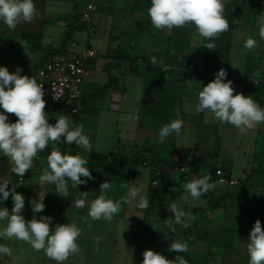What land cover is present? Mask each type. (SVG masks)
<instances>
[{
  "label": "crops",
  "instance_id": "1",
  "mask_svg": "<svg viewBox=\"0 0 264 264\" xmlns=\"http://www.w3.org/2000/svg\"><path fill=\"white\" fill-rule=\"evenodd\" d=\"M33 3L38 15L32 22L21 23L13 31L0 21V66L9 72L19 66L23 69L21 75L35 78V67L45 59V48L60 46L76 13L81 28L65 48L94 47L97 55L88 62L90 74L83 85L79 112H71L69 105H59L57 110L45 108L50 124L54 125L63 114L73 127L82 125L92 151L86 152L75 143L50 144L34 158L23 180L11 172L9 159L0 154V178L17 177L12 189L25 197L21 213L25 221L34 215L29 201L44 198V211L35 215L37 219L52 217L50 232L57 224H77L82 230L77 240L80 252L70 255L64 264H141L142 253L148 249L168 259L173 240L187 242L188 251L179 254L187 264H248L250 231L257 219L264 227V172L251 174L257 155L264 156V123L242 135L234 126L220 123L210 112L197 113L195 106L198 92L223 68L228 72L225 82H233L234 94L252 96L264 108V80L240 82L244 75L264 76V40L259 36L264 0H224V16L230 25L214 41L219 63L214 70L204 68L206 53L211 50L203 47L205 40L194 25L171 30L153 28L148 16L151 0ZM89 3L96 6L90 26L82 17ZM249 37L257 42L252 50L243 48ZM150 57H156L158 63L153 65ZM110 77L114 82L101 97L86 98ZM5 114L9 122L18 119L14 114ZM177 114L183 120L180 134L173 133L163 144L159 143V130ZM53 147L87 159L86 166L94 177L75 189L69 185L66 198L55 193L54 185L39 181ZM181 166L184 171L179 169ZM217 167L232 177L246 175L242 182L248 184L247 190L196 219V212L206 206V198L193 199L183 184L210 174V183L216 184L210 190L214 194L237 192L242 186L218 182L214 176ZM105 181L112 184L106 198L119 201L127 195L128 187L134 186L147 196L149 207L141 210L135 203L123 204L111 222L101 219L85 223L87 205L98 197L100 184ZM82 192H88L86 207L77 209L74 201L82 198ZM173 203L187 214L189 224L187 228L173 224L174 233L165 227V220L174 219L168 209ZM5 207L11 211V196L0 203V208ZM5 226L6 221H0V228ZM96 236L102 237L99 245L94 243ZM0 244L12 249L11 257L0 256V264H56L25 242L0 238Z\"/></svg>",
  "mask_w": 264,
  "mask_h": 264
},
{
  "label": "clouds",
  "instance_id": "2",
  "mask_svg": "<svg viewBox=\"0 0 264 264\" xmlns=\"http://www.w3.org/2000/svg\"><path fill=\"white\" fill-rule=\"evenodd\" d=\"M224 0H151L148 16L156 30H171L194 25L198 34L206 41L203 47L213 50L216 48L214 41L229 30L228 20L224 16ZM38 15L33 0H0V21L8 29L15 31L17 26L24 22H32ZM259 36L264 40V21L259 25ZM256 40L247 38L243 48L252 50L256 47ZM174 54V53H173ZM153 65L158 63L156 57H150ZM164 67L163 62H159ZM233 68H236L232 65ZM23 69L17 66L15 72H9L7 67L0 66V154L10 161L11 172L23 180L25 173L33 166L34 158L44 151L50 144L75 143L80 149L91 152L92 146L89 137L84 133L83 126H72L69 118L63 114L56 118V123L48 122L45 112L46 102L43 85L34 77L21 75ZM228 72L221 68L215 79L202 87L198 92V103L195 106L197 113L210 112L220 123H227L238 129L239 133L246 135L248 130L257 124L264 123V108L254 101L252 96L242 93L234 94L233 82H225ZM54 100L60 99L59 95L53 96ZM7 114H14L18 119L9 122ZM132 119L133 117H129ZM138 119V117H135ZM183 127V120L177 118L163 125L158 133V141L163 144L173 133L177 136ZM88 160L80 154L62 153L60 148L53 147L47 156V168L39 178L41 184L47 183L55 186V193L66 198L69 195V185L75 189L94 179L89 168ZM82 177L84 179H82ZM211 175L206 174L182 185V188L193 199H199L216 187L210 183ZM10 181L0 178V203L11 196L13 207L0 208V221H6V226L0 228V238L5 240L22 241L37 252L43 251L56 264H64L70 255L80 252L77 243L82 235V230L75 222L57 224L54 231L50 232L52 217L40 216L37 213L45 209L43 199L30 200L33 218L25 221L21 215L25 208V197L17 193L14 188H8ZM222 183V181H221ZM127 187V185H122ZM112 190L108 181L100 184V194L87 205V215L83 217L85 223L89 220L101 219L111 222L123 204H133L141 210L149 207V200L134 186L128 187L127 195L119 201L106 198V193ZM88 192H82V198H76L74 206L77 209L86 207ZM174 213V219L165 220V227L175 232L173 224L189 227L186 222L187 214L173 203L168 208ZM89 227L91 225L89 224ZM102 237L96 236L94 243L99 245ZM97 247V251H98ZM169 251L177 253L174 260L165 258L164 255L151 249L145 250L141 264H187V260L178 255L188 251L187 242H173L168 247ZM247 252L248 264H264V227L260 220H256L248 237ZM0 256H12V249L7 244H0Z\"/></svg>",
  "mask_w": 264,
  "mask_h": 264
},
{
  "label": "built area",
  "instance_id": "3",
  "mask_svg": "<svg viewBox=\"0 0 264 264\" xmlns=\"http://www.w3.org/2000/svg\"><path fill=\"white\" fill-rule=\"evenodd\" d=\"M96 6L89 3L82 12L83 19L90 26V19ZM97 55L94 47H86L83 50L68 49L62 53H57L46 59L36 70L35 79L43 85L45 92L44 99H47L58 105H69L73 113H78L81 107V97L83 94V85L90 74L88 62ZM139 62L142 61L140 58ZM264 80L262 77L244 75L240 77L241 84L258 83ZM59 95L60 99L54 100V95ZM184 171L183 166L179 167ZM215 179L223 184L239 186L246 178L243 175L240 178L232 177L224 168L217 167L214 172ZM21 179V178H20ZM157 184L156 180L152 182Z\"/></svg>",
  "mask_w": 264,
  "mask_h": 264
},
{
  "label": "trees",
  "instance_id": "4",
  "mask_svg": "<svg viewBox=\"0 0 264 264\" xmlns=\"http://www.w3.org/2000/svg\"><path fill=\"white\" fill-rule=\"evenodd\" d=\"M231 15L232 14H230V18L232 17ZM80 28H81L80 17L76 13L74 15L73 21L67 27V30H66V32H65V34L61 40L60 46L57 48H45V54L46 55H45L44 61L46 59H48L49 57H51L52 55L66 51L65 47H66L67 43L71 40L74 32ZM30 37L32 38L33 36H30ZM120 52L123 53L124 50H119V53ZM119 53H117V56H119ZM218 64H219L218 63V50L215 48V49L211 50L210 52L206 53V57H205V61H204V68L207 70H214ZM38 67H39V64L37 67H35V69L37 70ZM33 70L34 69H31V71H33ZM248 75H250V74H248ZM113 82H114L113 77H110L108 82H106L101 87L97 88L93 93L86 96V98L101 97L105 93V91L113 84ZM44 100L46 102L45 108L52 109V110L59 109L58 104H55V103H53L47 99H44ZM256 160H258L257 165L252 169L251 174L256 173V172H264V166H263L264 165V156L262 154H258L256 157ZM215 170H214V172H215ZM246 178H247V176H246ZM16 180H17V177H12V179L9 180L10 183L8 185V188L10 191L12 190V187L15 185ZM247 187H248V184L246 182H242V186L239 190H237V192H227L224 194H214L213 192L209 191L208 193L204 194L203 196L206 198V206L196 212V216H195L196 219L199 218L200 216L204 215L208 211L216 208L217 206H219L221 203H223L228 198H233V197H236L238 194L246 192ZM176 255H177V253H175L174 251H171V255L168 259L174 260Z\"/></svg>",
  "mask_w": 264,
  "mask_h": 264
}]
</instances>
